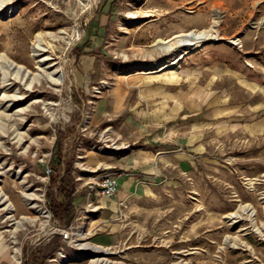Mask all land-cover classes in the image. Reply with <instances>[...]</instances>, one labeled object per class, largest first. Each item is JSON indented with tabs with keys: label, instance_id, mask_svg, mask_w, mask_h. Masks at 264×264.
<instances>
[{
	"label": "rangeland",
	"instance_id": "374dc122",
	"mask_svg": "<svg viewBox=\"0 0 264 264\" xmlns=\"http://www.w3.org/2000/svg\"><path fill=\"white\" fill-rule=\"evenodd\" d=\"M98 258L264 264V0L0 5V264Z\"/></svg>",
	"mask_w": 264,
	"mask_h": 264
},
{
	"label": "bare ground",
	"instance_id": "6f19581e",
	"mask_svg": "<svg viewBox=\"0 0 264 264\" xmlns=\"http://www.w3.org/2000/svg\"><path fill=\"white\" fill-rule=\"evenodd\" d=\"M6 0H0V5ZM208 33H205L204 31H186V32H180L177 33L175 35H173L171 38L167 39V40H159L156 43L157 49L159 51H170L172 50L174 47L177 46H185L187 49L190 48H194L197 43L205 38H207ZM42 38L37 37V41H38V45L40 44V40ZM52 47V45H51ZM189 48V49H190ZM185 49L184 52L187 50ZM189 52V51H187ZM175 58V57H174ZM174 58H172L169 62H167L166 64L164 63H159L161 68H164L165 66H169L170 64H172ZM165 61V60H164ZM7 68H11V64L9 63L7 65ZM14 67H12L11 69L13 70ZM6 86V85H5ZM64 116V114H63ZM98 247V246H97ZM94 250H97L96 248ZM98 251V250H97ZM102 252H104V249H101ZM97 261H99V264H105V262H102L104 259L103 258H98L96 259Z\"/></svg>",
	"mask_w": 264,
	"mask_h": 264
},
{
	"label": "built area",
	"instance_id": "2783aa9c",
	"mask_svg": "<svg viewBox=\"0 0 264 264\" xmlns=\"http://www.w3.org/2000/svg\"><path fill=\"white\" fill-rule=\"evenodd\" d=\"M117 180L115 176H105L99 181L91 182L88 184L89 191L96 190L99 195L110 196L116 191ZM97 206H93L90 209H94Z\"/></svg>",
	"mask_w": 264,
	"mask_h": 264
},
{
	"label": "trees",
	"instance_id": "16d2710c",
	"mask_svg": "<svg viewBox=\"0 0 264 264\" xmlns=\"http://www.w3.org/2000/svg\"><path fill=\"white\" fill-rule=\"evenodd\" d=\"M53 213H55V210H53Z\"/></svg>",
	"mask_w": 264,
	"mask_h": 264
},
{
	"label": "crops",
	"instance_id": "0c3cea01",
	"mask_svg": "<svg viewBox=\"0 0 264 264\" xmlns=\"http://www.w3.org/2000/svg\"><path fill=\"white\" fill-rule=\"evenodd\" d=\"M117 180V179H116ZM116 188H117V185H116Z\"/></svg>",
	"mask_w": 264,
	"mask_h": 264
}]
</instances>
